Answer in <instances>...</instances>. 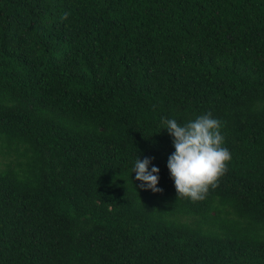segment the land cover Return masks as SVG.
<instances>
[{"label": "trees", "instance_id": "16d2710c", "mask_svg": "<svg viewBox=\"0 0 264 264\" xmlns=\"http://www.w3.org/2000/svg\"><path fill=\"white\" fill-rule=\"evenodd\" d=\"M207 113L193 203L163 120ZM0 264H264V0H0Z\"/></svg>", "mask_w": 264, "mask_h": 264}, {"label": "clouds", "instance_id": "9594fccd", "mask_svg": "<svg viewBox=\"0 0 264 264\" xmlns=\"http://www.w3.org/2000/svg\"><path fill=\"white\" fill-rule=\"evenodd\" d=\"M68 13L61 16L68 18ZM163 125L171 137L175 152L168 158L167 167L174 181L178 199L187 198L196 203L207 198L210 190L219 187V181L228 171L231 153L224 147L222 121L211 113L197 116L181 125L175 119H164ZM152 160L139 157L133 172L141 181V187L154 193H162L159 183L158 167L149 166Z\"/></svg>", "mask_w": 264, "mask_h": 264}]
</instances>
